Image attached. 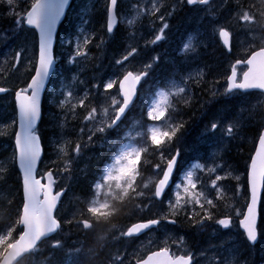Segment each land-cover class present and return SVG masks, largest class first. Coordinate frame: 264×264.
Masks as SVG:
<instances>
[{
    "label": "snow or ice",
    "instance_id": "6c2138e0",
    "mask_svg": "<svg viewBox=\"0 0 264 264\" xmlns=\"http://www.w3.org/2000/svg\"><path fill=\"white\" fill-rule=\"evenodd\" d=\"M187 6L208 18L212 34L225 54L234 58L224 83L207 80L203 69L195 73L187 70L185 62L195 60L201 46L199 39L192 37L183 43L182 56L174 62L171 76L158 82L142 99L141 83L152 75L161 57L152 56L139 68L129 67L130 58L140 51L129 43L125 53L113 60L115 70L107 79L90 87L78 75L69 82L62 81V98L57 104L63 120L58 124L61 133L53 142L52 159L46 158L37 129L42 119L41 94L58 63L83 72L93 59L90 46L98 39L94 46L99 49L106 40L80 28L68 36L67 47L57 52L56 26L70 0H0V15L12 20V35L23 34L20 43L9 47L0 59V93L14 91L13 111L18 117V130L16 118L0 130V135L14 138L11 156L0 160V188L9 186L10 181L14 185L7 188V198L0 200V264H43L37 258L45 250L61 252L66 258L49 260L48 264H194L195 256L184 238L170 243L167 232L162 241L150 239L147 245L129 251L141 236L181 220L197 230L215 225L219 231L230 230L235 216L240 218L245 243L256 244L257 218L264 214V113L254 154L241 175L222 161L225 142L243 127L244 110L232 119L213 114L202 136L216 151L211 158L194 157L196 162L187 167L181 165L187 122L180 118V112L181 106L191 108L200 103L198 91L208 94L204 103L239 93L253 95L252 90L264 97V0L259 4L249 0H134L122 20L130 29L128 41L144 39L145 48L157 45L170 30V17ZM117 8L118 0H108L104 25L108 37L117 28ZM131 13L134 15L129 19ZM146 28L150 39L143 35ZM238 49L242 51L236 55ZM13 75L17 86H3ZM138 101L142 103L141 119L129 122V113ZM110 133L117 139L110 142L103 166L95 173L79 169L84 150L96 139L107 142ZM150 157L158 159H152L146 168L144 162ZM78 173L85 178L79 194L71 187ZM231 181L235 183L229 196L225 182ZM70 192L72 200L84 207L69 217L62 209ZM240 195L245 197L244 211L232 203ZM153 208L158 210L153 212ZM110 247L115 251H108ZM235 251L216 253L209 264H236Z\"/></svg>",
    "mask_w": 264,
    "mask_h": 264
},
{
    "label": "rangeland",
    "instance_id": "374dc122",
    "mask_svg": "<svg viewBox=\"0 0 264 264\" xmlns=\"http://www.w3.org/2000/svg\"><path fill=\"white\" fill-rule=\"evenodd\" d=\"M132 2H134V0H118L117 16L119 24L111 37L106 36L104 31L108 0H75L68 11L65 22L56 38L54 48L57 52H62L64 48L67 47L66 41L68 36L80 28H83L86 34L94 31L97 37L103 36L106 43L99 48V50L94 46L95 43L99 42L98 39L94 41L93 46H90V56L93 59L90 60L83 72H79L74 66H70L67 63H58V67L55 69V73L52 76L51 84L46 91L43 105V122H41L39 127V133H41V137L43 136L44 138L43 146L45 148L46 158L50 157L55 159L53 142L61 133L58 124L63 120V112L58 107L57 100L62 98L59 96V89L62 81L69 82L73 75H78L79 79L85 81V85L90 87L91 84L97 83L101 79H107L115 70L113 60L120 58L121 55L125 53V49L128 47L129 43H134L139 46V48L140 46L142 47L134 59L130 58L131 63L128 65L129 67L139 68L141 64L147 62L150 57L157 55L161 57L159 63L154 65L152 75L144 81L145 83L140 89L142 99L149 93L150 89L157 86L158 82L165 81L171 76L174 62L178 57L182 56L180 49L182 48L183 43L187 42L189 38L192 37H196L200 41L201 46L199 48V55L201 56H197L195 59L196 62H194L195 60L192 62L190 61V63H188L189 61L185 62L187 70L195 73L198 69H201L199 62H201V59L203 58L204 68L202 67V69L207 80L212 81L218 79L220 83L223 84L226 76L229 75L231 63L233 64L234 58L226 55L222 47L220 49L215 47L218 39L217 37L211 39L212 29L208 25V18H206L202 12L198 13L193 7L178 9L169 19L170 24L172 22L174 23V28L168 31L166 38L157 45H150L148 48H145L144 39H138L135 42L128 41L127 34L130 29L122 22L123 15L129 12ZM141 2H143V0H141ZM166 2L171 3L172 0H166ZM249 2L259 4L260 0H249ZM133 15L134 13L129 14V19H131ZM84 20L89 21V23H82ZM199 21L203 22V24L199 23ZM192 22L198 27L195 35L192 32H189ZM12 28V20L6 16L0 15V59H2L3 52H6L9 47H16L23 39V34L20 36H13ZM178 28L180 33L176 37L175 33ZM203 33H206L205 41H203ZM143 35L145 39L151 38L147 28L144 30ZM164 43L168 46L174 47L175 50H167ZM29 47L30 51L28 55L31 56V45H29ZM241 51L242 49H238L236 55H239ZM24 62L26 63V60ZM195 66L198 69L193 70ZM70 68L72 69L71 71H69ZM212 69L213 71H211ZM21 72H23V68H21ZM85 85H77V87L83 89ZM3 86L14 89L17 86L16 76H11ZM13 93L14 91H10L4 96H0V130H2L5 125L10 124L12 119L15 118L13 111ZM197 99L200 103H204L209 100V96L207 93L201 95L198 91ZM261 102L262 97L259 96L258 93H254L253 95L239 93L230 98L219 97L211 103H204L205 105L203 108L200 107V103H195L191 108H188V113H186V108L185 115L182 117L187 123L181 143L183 149L181 165L183 167L190 166L191 163L196 162V160L193 159L194 157L211 158V154L216 151L212 142L206 140L202 136L205 125H207L209 119L215 113L225 114L229 119H232L241 114L242 109L244 110L242 113L244 118L242 120L243 127L239 130V134L235 138L229 139L225 142L223 154L226 151H230L231 147H233L234 151L242 156L245 153V150L242 149L241 145H246L248 148L250 147V149L254 150V145L258 138V132L261 130V117L259 113ZM141 108L142 103L138 101L136 107L129 113V122L141 119ZM208 108L210 109L209 113L207 112ZM183 111L184 109H182L180 113ZM250 112L252 113L251 116L249 115ZM198 115H200V118H198ZM144 118L146 119V116ZM71 124L72 120L69 117V125ZM8 131L10 133L12 129H8ZM72 139H75V137L73 136ZM106 139L107 142L105 139H96L93 145L84 150L77 165L79 169L86 170L89 173H95L98 168L103 166L109 155V144L111 141L116 140L117 136L115 133H110ZM12 146L13 138L10 135H0V160L11 156ZM152 159H158V157H150L145 161L146 168ZM200 162L203 161L201 160ZM226 164L232 168V164ZM236 170L237 174H243L241 169ZM77 175L78 179L84 178L82 173H78ZM77 183L78 180L72 182L71 187L73 191L75 190ZM234 183L235 181L225 182L226 186L229 188V196L232 194L231 188ZM9 186H14L11 181L9 182ZM9 186L0 188V200L7 198V188ZM232 203H235L236 207L241 209V211L245 210L243 207L245 204V197L243 195L238 196L236 200L232 201ZM83 207V204H77L72 200V192H70L68 198H65L64 200L62 214L70 217L73 212H77L78 209H82ZM157 210V208H153V212H156ZM143 215L148 214L144 213ZM239 219L240 218L234 216L233 228H236ZM121 222L125 224L128 223L127 219H122ZM191 229L192 227L181 220V222L176 225H168L167 229H161L158 232L149 233L147 236H141L140 239L131 244L129 251H131L132 248L140 247L142 244L147 245L150 239L153 241H162L165 239V232L171 237V240L169 241L170 243L177 237H183L185 246L191 247L195 245V238L199 235L198 232L190 231ZM74 231L75 230H73V232ZM205 231L206 232L203 234L206 236L204 239L205 244L196 248V252L202 251L204 254V258L199 264H209L210 257L225 250H237L234 252L236 264H249L250 258L253 256L249 258V256L245 254L241 239L239 236L235 235L234 230L224 234L222 233L224 232L223 230L217 231L215 225H211V227L208 225L205 227ZM237 231L238 228H236L235 232ZM73 238H76L75 235H73ZM188 240L190 243H187ZM173 249L176 250L175 245H173ZM45 251L51 261L66 259L61 252H56V255L52 256L47 250ZM108 251H115V247H110ZM249 253L255 255L254 258L256 260L262 259L263 261L260 264H264V249H259L255 253ZM104 258L105 257L102 255L101 260ZM42 259H45V257L41 254L37 260L40 262Z\"/></svg>",
    "mask_w": 264,
    "mask_h": 264
},
{
    "label": "trees",
    "instance_id": "16d2710c",
    "mask_svg": "<svg viewBox=\"0 0 264 264\" xmlns=\"http://www.w3.org/2000/svg\"><path fill=\"white\" fill-rule=\"evenodd\" d=\"M170 30H172L173 28H174V23L172 22L171 24H170ZM216 38V37H215ZM216 45H218V46H220L221 47V45L218 43V41L216 42ZM203 61H204V59L202 58L201 59V63H202V67L204 68V66H203ZM222 67V66H221ZM211 71H213V69L211 70ZM187 111V112H186ZM184 110L183 112H182V117H184V115H185V112L186 113H188V109L187 110ZM190 111V110H189ZM207 112L209 113L210 112V109L208 108L207 109ZM259 113H260V116H261V110H260V107H259ZM202 114V113H201ZM200 114V115H201ZM200 115H198V118H200ZM186 117H187V114H186ZM43 122V121H42ZM190 125H191V123H190ZM261 125H262V121H261ZM40 135H41V133H40ZM241 147H242V149H244L245 150V153L242 155V156H240V155H238V152L236 153L235 151H234V149H233V147H231V149H230V151H228V152H225L224 153V157H223V160L226 162V163H229V164H232V167L233 168H235V169H241L242 171L241 172H244V169H245V167H246V165H247V163H248V158H249V156L250 155H252V152H253V149H250V147L248 148L246 145H241ZM92 163H93V161H92ZM84 178H80V179H78V183H77V186H76V188H75V190L74 191H76V192H78L77 194H79V191H78V189H79V185H81V184H83L84 183ZM19 200V197L17 196V201ZM259 218H260V223H259V233H261L263 236H264V214H262V215H259ZM72 239H75V238H73L72 237ZM42 255L45 257V259H42L40 262H43V264H48V261L49 260H51L48 256H47V252L46 251H44L43 253H42ZM52 256H55L56 255V253L55 254H51ZM48 257V258H47ZM56 258V257H55Z\"/></svg>",
    "mask_w": 264,
    "mask_h": 264
},
{
    "label": "flooded vegetation",
    "instance_id": "af4514ba",
    "mask_svg": "<svg viewBox=\"0 0 264 264\" xmlns=\"http://www.w3.org/2000/svg\"><path fill=\"white\" fill-rule=\"evenodd\" d=\"M211 227V225H209ZM206 238L205 235H203L202 233L199 234L198 236H196L195 238V245L188 247V249H190L192 251V253L195 256V261L194 264H196V262H198V264L200 263V261L204 258V254L203 252H196V248L197 247H201L202 245L205 244L204 239ZM187 243H190V241L188 240ZM175 251V249H173Z\"/></svg>",
    "mask_w": 264,
    "mask_h": 264
},
{
    "label": "water",
    "instance_id": "95a60500",
    "mask_svg": "<svg viewBox=\"0 0 264 264\" xmlns=\"http://www.w3.org/2000/svg\"><path fill=\"white\" fill-rule=\"evenodd\" d=\"M71 1H72V0H70V4H71ZM68 8H69V7H68ZM68 8L66 9V11L68 10ZM66 11H65V14H66ZM64 17H65V16H64ZM64 17H62V18H61V21L57 24V26H56V33H57L58 28H59V25H60L61 22L63 21ZM117 23H118V19H117ZM54 46H55V41H54ZM48 83H49V82H48ZM48 83L46 84V86L48 85ZM45 89H46V87H45ZM45 89H44V91H43L42 94H41V110H42V100H43V95H44ZM252 91L255 92V90H252ZM4 94H5V93H0V95H4ZM262 109H263V113H264V98H263V106H262ZM16 119H17L16 130H18V117H16ZM39 123H40V121L37 122V126H38ZM13 144H14V142H13ZM257 223H258V218H257ZM240 230L243 232V229H242V228H240Z\"/></svg>",
    "mask_w": 264,
    "mask_h": 264
},
{
    "label": "bare ground",
    "instance_id": "6f19581e",
    "mask_svg": "<svg viewBox=\"0 0 264 264\" xmlns=\"http://www.w3.org/2000/svg\"><path fill=\"white\" fill-rule=\"evenodd\" d=\"M149 38V37H148ZM150 39V38H149ZM139 47V46H138ZM140 48H142L141 46H140ZM202 48V47H201ZM99 50V49H98ZM204 50V49H203ZM199 57L201 56V55H198ZM95 59V58H94ZM194 61V60H193ZM192 62V61H191ZM194 62H196V60L194 61ZM188 63H190V61L188 62ZM231 65H232V63H231ZM192 67V66H191ZM207 104V103H206ZM205 105V104H204ZM203 108V107H202ZM188 109V108H187ZM221 109V108H220ZM186 110V109H185ZM217 110V109H216ZM190 112V111H189ZM206 112V111H205ZM198 130V129H197ZM193 131V130H192ZM193 141V140H192ZM213 144V143H212ZM188 147V146H187ZM191 150V149H190ZM75 232V231H74ZM208 236V235H207Z\"/></svg>",
    "mask_w": 264,
    "mask_h": 264
}]
</instances>
